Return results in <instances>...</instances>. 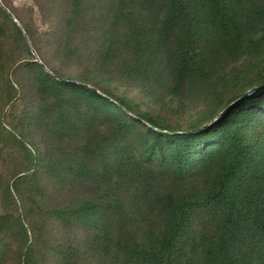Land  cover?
<instances>
[{"label": "trees", "instance_id": "trees-1", "mask_svg": "<svg viewBox=\"0 0 264 264\" xmlns=\"http://www.w3.org/2000/svg\"><path fill=\"white\" fill-rule=\"evenodd\" d=\"M0 1V264H264V0Z\"/></svg>", "mask_w": 264, "mask_h": 264}, {"label": "rangeland", "instance_id": "rangeland-1", "mask_svg": "<svg viewBox=\"0 0 264 264\" xmlns=\"http://www.w3.org/2000/svg\"><path fill=\"white\" fill-rule=\"evenodd\" d=\"M1 3V1H0ZM13 3H14V6L17 7V8H24L26 7L30 1L29 0H13ZM1 5L3 6V4L1 3ZM4 7V6H3ZM5 10L11 14V16L13 17L14 21H16L18 23V20L14 17V15L8 10V8L4 7ZM19 24V23H18ZM32 54L35 56L36 59H39L40 61V58L38 57L36 51L34 49H32Z\"/></svg>", "mask_w": 264, "mask_h": 264}, {"label": "water", "instance_id": "water-1", "mask_svg": "<svg viewBox=\"0 0 264 264\" xmlns=\"http://www.w3.org/2000/svg\"><path fill=\"white\" fill-rule=\"evenodd\" d=\"M0 4H1V3H0ZM36 60L39 61V59H36ZM263 85H264V84H263ZM263 85L255 86V87L249 89V90L246 91L242 96H243V97L247 96L248 94H250V93H252L253 91H255V90L259 89L260 87H262ZM86 86H87V85H86ZM91 89H93V88H91ZM93 90H95V89H93Z\"/></svg>", "mask_w": 264, "mask_h": 264}]
</instances>
